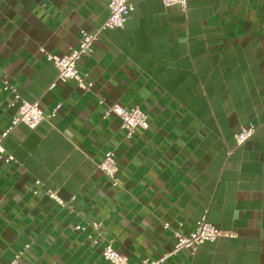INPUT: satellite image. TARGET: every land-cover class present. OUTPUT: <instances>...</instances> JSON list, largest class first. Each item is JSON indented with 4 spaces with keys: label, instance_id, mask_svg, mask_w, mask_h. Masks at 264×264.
<instances>
[{
    "label": "crops",
    "instance_id": "crops-1",
    "mask_svg": "<svg viewBox=\"0 0 264 264\" xmlns=\"http://www.w3.org/2000/svg\"><path fill=\"white\" fill-rule=\"evenodd\" d=\"M131 2L126 27L103 32L78 63L93 84L86 92L74 82L51 88L58 71L41 48L58 57L78 48L82 31L107 21L106 1L0 0V135L17 114L5 84L46 114L62 104L4 141L16 162L0 161V264L26 245L20 264H110L90 231L76 230L92 223L142 264L171 253L174 232L190 234L206 214L237 237L162 264H264V0H188L187 11ZM114 105L139 107L149 129L126 139L121 120L105 117ZM251 124L255 135L238 147ZM110 151L119 189L99 169Z\"/></svg>",
    "mask_w": 264,
    "mask_h": 264
},
{
    "label": "built area",
    "instance_id": "built-area-1",
    "mask_svg": "<svg viewBox=\"0 0 264 264\" xmlns=\"http://www.w3.org/2000/svg\"><path fill=\"white\" fill-rule=\"evenodd\" d=\"M109 9V17L103 26L93 34L86 31L81 32L79 47L73 49L68 55L58 57L51 55L41 48V52L46 55L47 61L54 64L58 71L56 83L51 88L57 86V82L67 83L74 82L83 91H90L93 84L87 81L86 76L82 75L78 69V63L84 57H92L94 54L95 43L99 40L101 34L108 30L124 29L130 16L135 11V6L131 0H104ZM166 7H180L183 11L188 9V0H161ZM4 91L13 97L12 107L16 108L17 114L12 120L10 127L0 135V161L6 163L16 162L13 155L7 153L4 146V141L8 136L20 125H25L31 130L38 128L43 122L50 121L61 109L62 104H58L51 113L46 114L41 108L40 103L28 102L19 94V90L15 86L9 84L4 85ZM99 104L103 106L105 100L100 99ZM112 115L117 116L121 120V129L125 133L126 139L130 140L138 131H147L150 127L148 115L139 107L126 109L120 105L108 107L105 117L109 118ZM256 126L251 124L248 127H241L235 135L236 145L241 147L245 145L256 133ZM99 169L111 181L114 188H121L119 178L120 167L115 158L114 152L110 151L106 154L104 161L99 165ZM37 186H41V181H36ZM37 191L34 194L37 195ZM46 196L61 207H68L71 212H74L72 203L63 201L59 195L48 189ZM166 229L170 228L169 224L165 225ZM78 232L90 231L88 238L91 243L101 249L103 258L110 264H130L129 259L120 254L115 249V241L107 239L102 235V224L92 223L88 225H78ZM176 243L171 253L157 260H145L142 264H162L171 256L177 255L184 250H189L193 255L198 248L207 243H215L221 238H235L237 235L231 232H224L209 223L207 214L197 222L196 228L190 234H183L179 231L174 232ZM30 245L19 251L9 264H20L21 259L30 249Z\"/></svg>",
    "mask_w": 264,
    "mask_h": 264
}]
</instances>
